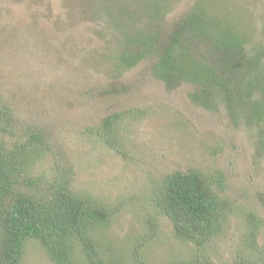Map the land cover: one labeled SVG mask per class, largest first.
<instances>
[{
	"label": "rangeland",
	"instance_id": "1",
	"mask_svg": "<svg viewBox=\"0 0 264 264\" xmlns=\"http://www.w3.org/2000/svg\"><path fill=\"white\" fill-rule=\"evenodd\" d=\"M195 7L218 28L241 35L247 51H264V0H0V106L15 121L0 140L14 150L27 133L44 134L52 151L27 160L17 177L46 183L52 166H65L71 190L111 207L95 240L103 256L110 246L120 253L118 264H137L140 254L147 259L143 264L186 258L187 244L170 236L166 221L155 225L153 242L139 248L137 239L153 210L147 200L152 180L178 166L220 168L227 175L224 194L238 211L209 249L212 260H238L248 224L239 210L251 203L262 230L242 253L260 261L254 249L264 235L258 196L264 154L256 149V129L233 125L222 103L214 111L192 103L190 84L167 89L154 77L151 57L130 67L118 59L123 32L135 30L129 23L167 32ZM260 74L264 83V60ZM113 112L121 115L119 136L105 140L100 123ZM179 113L183 119L176 122ZM72 257L84 259L78 248ZM20 264L54 263L39 241L29 239Z\"/></svg>",
	"mask_w": 264,
	"mask_h": 264
},
{
	"label": "trees",
	"instance_id": "2",
	"mask_svg": "<svg viewBox=\"0 0 264 264\" xmlns=\"http://www.w3.org/2000/svg\"><path fill=\"white\" fill-rule=\"evenodd\" d=\"M129 24L135 30L130 31L129 26L122 34L125 45L118 57L120 63L130 67L151 57L152 73L167 89L190 84L193 88L188 96L192 103L210 111L222 103L233 125L255 128L260 136L256 149L264 154V83L259 77L264 51H247L241 35L218 28L199 7L186 13L167 32L155 30L153 24L142 28ZM120 117L113 112L102 119V138L119 136L116 122ZM174 117L176 122L183 119L180 113ZM13 122L9 110L0 106V134L12 133ZM18 145L8 150L0 140V264H20L29 239L39 241L54 264H118L120 253L110 246L109 256H103L95 240L96 229L109 222L111 207L96 206L93 200L71 190L65 166H52L53 175L47 174L51 179H45L46 183L38 184L37 176L19 180L16 174L26 168L27 160L52 150L44 134L37 131L27 133ZM35 184L41 189L34 190ZM151 188L147 200L151 199L153 210L149 218H144L143 233L137 237L142 240L139 248L149 240L153 242L155 225L166 221L170 236L189 248L186 258L171 264H255L248 253H242L257 241L262 230L251 203L239 210L248 224L238 260L227 263L211 258L209 249L238 211L224 194L227 175L222 169L178 166L153 179ZM258 196L264 207V186ZM261 238L262 245L254 249L260 258L256 264H264V235ZM74 248L83 254L81 262L72 257ZM138 257L137 264L147 261L141 254Z\"/></svg>",
	"mask_w": 264,
	"mask_h": 264
}]
</instances>
